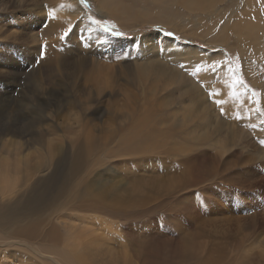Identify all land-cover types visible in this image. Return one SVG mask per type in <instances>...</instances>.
Segmentation results:
<instances>
[{
	"label": "rangeland",
	"instance_id": "rangeland-1",
	"mask_svg": "<svg viewBox=\"0 0 264 264\" xmlns=\"http://www.w3.org/2000/svg\"><path fill=\"white\" fill-rule=\"evenodd\" d=\"M103 1L119 13L117 18L105 15L96 0H0V191L2 179L21 191L39 177H50L43 184L50 191L76 154L82 164L79 176L85 179L80 196L87 201L95 197L94 204L103 208L85 212L76 207L53 215L50 222L43 219V207L35 216L47 230L60 224L63 214L91 217V228L103 236L100 243L88 246L89 264H208L199 259L215 255L219 242L229 255L236 254L223 242L234 241L235 219L249 234L252 218L256 232L243 246L250 245L252 253L261 255L256 264H264V115L256 111L259 107L264 112V60L246 58L235 40L221 43L203 37L189 13L164 24L156 21L161 14L145 0ZM74 3L80 7H75L77 13ZM90 17L114 24L124 36L104 33ZM197 67L199 73L192 75ZM229 68L239 71L233 74ZM155 74L153 92L146 80ZM237 79L244 84L230 87ZM253 91L259 96L253 97ZM147 98H166V109L178 110L183 103L196 107L193 115L208 114L212 119L197 117L189 124H204L207 133L190 136L194 148L182 155L170 154L168 148L114 155L120 133ZM56 151L65 157L58 165L53 160ZM97 159L101 164L92 166ZM46 165L44 172H35ZM26 172L30 179L20 185ZM15 201L24 203L17 194L10 208ZM6 203L7 196H2L0 205ZM16 211H21L19 206ZM188 220L191 227L186 231L194 243L186 240ZM214 223H225L219 240ZM74 224L90 226L77 220ZM69 236L57 245L39 240L28 246L0 232V251L8 245L17 253L9 264H64L57 252L71 242ZM188 246L197 253L182 261Z\"/></svg>",
	"mask_w": 264,
	"mask_h": 264
},
{
	"label": "bare ground",
	"instance_id": "bare-ground-1",
	"mask_svg": "<svg viewBox=\"0 0 264 264\" xmlns=\"http://www.w3.org/2000/svg\"><path fill=\"white\" fill-rule=\"evenodd\" d=\"M127 1L137 3L139 0H127ZM145 1H146L147 6L151 5L155 7L157 12L161 14V15H158V17H156V21L158 22L169 24L173 19L184 18L189 14L194 15L195 23L198 24L200 29H202L201 35L203 37H206L210 41H218L221 43L228 41V40H235V43L238 45L240 49L239 51L242 52V54L246 58H250V59L258 60V61L264 60V0H145ZM96 2H97V7L101 9L105 15L107 14V15H111L114 17L119 16L118 15L119 13L117 12L118 13L117 14L114 9H111L110 7H108V4H105L103 0H100V1L96 0ZM220 2L225 3V8L223 9L218 8V3ZM73 5H74V9L75 7L76 9L80 8L75 3ZM189 16H188V19H191ZM197 17L198 19H196ZM214 28H218V32L216 31L217 33H211ZM70 41L68 42L67 40L65 41V43L69 44ZM146 66H148V70L149 69L153 70L152 65L147 64ZM161 69H164V68H161ZM143 73L145 74V72ZM163 76H161V78H163ZM171 76H170V79H172ZM180 76H181V73H180ZM175 77L176 79H178L177 76ZM157 78L158 76L155 74V76H152L151 78H148L146 80L149 82L148 83L149 90H152L154 83H156V81L158 80ZM253 81H255V79ZM165 87L166 86H164L163 84L162 89L164 90L167 88ZM239 89L241 90L242 88H239ZM226 93H228L227 90H226ZM239 95L241 96V94ZM229 96L227 95V97ZM229 98H231V96ZM165 99L166 98H163V100L158 102L153 98H147L146 100L147 103L142 104L139 113L135 117H133V119L131 120V125L123 128L125 130L122 133H120L119 139H118L119 151H117V149L116 151H113L112 153H114V155L115 153H117L119 155H123V157L125 155L135 156L136 154L139 155L143 151H158V148H162V149L168 148L167 150H170V151L165 150L166 152L170 154H175V155H179L181 153L182 155V153L189 152L194 148L192 143L189 142L190 136L197 137V138L204 136V134H206L207 132L205 133L203 129L205 128L206 130L207 126L205 127L204 124L203 125L199 124V125H196L195 127L193 126L192 128L189 126V124L194 120V118H197V117H199L200 121L206 120V119L210 120L211 117L205 113H204L205 115H202V116L193 115L192 111H194L196 107L195 108H193L194 106L191 107L190 106L191 104L189 105L190 107H185L183 106L184 104L181 103L179 104L181 106H179L180 108L178 110L177 109H166V108H169L170 106L165 104L167 103V99L166 100ZM262 100L264 103V98ZM250 110L249 111L247 110V111L252 112ZM174 116H176V118L181 116V119H175ZM218 128L221 129V127H218ZM227 133L229 134L230 132H227ZM179 136L181 139H179ZM36 152L39 153V151H36ZM58 153L59 151H56L53 154V155H56L55 156L56 159H53L56 161V165H58L59 161H62L65 158V157L60 156L61 152L59 154ZM77 154L79 153L77 152ZM108 154L111 155V152H108ZM25 159L26 158L24 157V160ZM101 161H102L101 159H97L95 161H92L91 165L97 166L101 164ZM68 163H70V165ZM68 163L66 165L67 168H64L61 174L59 173L60 175L57 177L56 183L52 185V188H51L52 190L50 191L48 190L49 188H46L47 185L43 186V184H46V181H48L50 177H46V178L39 177L37 181L33 182L31 188L27 190L23 189L21 191L20 189L15 190V188H12L11 184L6 179H2L3 185H1L0 200H2V196H7L8 205L7 206L0 205V232L3 233L5 237H7L8 239H11L13 241L16 240L18 241L17 242L18 244L22 243L28 246H30L29 244H33L34 242H37V241L39 242V240L41 241L43 240V243L48 242L51 245H57L63 239H65L66 241V237L69 234L70 236L67 239L71 240V242L67 243V245L65 244V246L61 250L59 249L60 251L57 252V255L60 258L59 260H61L64 264H89L90 262H89V259L87 258L89 254L88 246H91V245L93 246L94 244L100 243L102 241L101 238L103 236L101 235V238L100 236L98 237L97 236L98 234L97 235L95 234L96 231H94V229L91 228V226L93 225L92 224L93 219L91 217L82 216L79 218V217H73L70 214H63L62 218L60 219L57 218L59 219L58 222H60V224L58 225L52 224L50 226L48 225L49 229L47 230V229H43L42 223L37 220L39 218L37 217V215L35 216V214L43 207L45 208V213H46V216L43 219L44 220L49 219L50 222H52V219L58 213L65 211V210H75L76 207H79V208L82 207V210L84 209L83 211L85 212L86 211L95 212V211H98L97 209L103 208V206L99 203L94 204L93 200L95 199V197L94 199L92 197L91 201H87L88 197L83 198L80 196V192H83L84 190L81 189V191L79 192V188L83 187L84 185L83 182H85V179H84V176H79L80 174L79 169L82 164H79V161L76 159V154L74 156H71L68 159ZM47 169L48 168L46 165V167L44 168L38 167L37 170H35V172L37 171L38 173H40L42 171L44 172ZM2 172L4 173V171ZM21 173H23V171ZM82 173L83 172H81V174ZM78 176L81 178H79ZM28 179H30V177L28 176V172H26V175L24 176L20 185H23ZM85 190L87 189L85 188ZM17 194L23 197L24 203L20 204V203H17L16 201L12 202V205L14 203L16 204L14 205L15 207L10 208L9 202H11L13 197L17 196ZM64 195L66 196V200L63 198ZM89 197L91 198V196ZM56 198H59L60 200L64 199L65 201L62 200L59 202L58 200V203L54 204L53 202L56 200ZM82 202H87L88 204H84ZM18 206L21 211H16ZM64 217L67 218L66 220L67 222L62 220L64 219ZM76 220L80 222V225L81 224L88 225V226L90 225L89 226L90 228L80 227L79 225L77 226V224H74ZM235 221L237 222L236 225H238V227H236V230H235L234 241L231 242L228 240V242L225 241L223 243L224 244L228 243L232 247H234V249H232V252L233 253L236 252V254L229 255L227 252L224 251L222 247L223 245H220V242H219L220 247L218 250L216 249L217 253L215 255H209L203 260L202 258H200L199 263H201V261L202 263L205 262L208 264H256V263H260L259 258H261V255L258 252L252 253V247L250 245L246 247L243 246V245H247L246 242H247V239H249L250 235L253 232L254 234L256 232V228L254 226L255 220L253 218L250 220L252 224L250 225L251 230L249 231L250 232L249 234H246L245 232L242 231L243 228L239 226L241 223L239 222L240 219L238 220L235 219ZM223 224L222 223L218 225L216 223L212 224L213 228L217 232L218 240L220 236L224 234V231H222L224 229V227L222 226ZM260 226L264 227V219L262 223L260 224ZM190 227H191L190 222L188 223V227H186L185 225L184 227V230L186 232L185 236H187L186 237L187 241L194 243L191 237L192 234H188L186 231V229L189 230ZM16 246H20V245H16ZM240 249L241 251H239ZM194 250L195 248L192 246L184 247V251L182 253V256H183L182 261H187L191 257L192 254L197 253V251H194ZM16 255L17 253H12V251H10V248L7 245L6 249L2 248V250L0 251V264H6V263L9 264V261L11 260V258H15ZM178 255H181V253ZM224 259H227L225 263L223 262Z\"/></svg>",
	"mask_w": 264,
	"mask_h": 264
},
{
	"label": "snow or ice",
	"instance_id": "snow-or-ice-1",
	"mask_svg": "<svg viewBox=\"0 0 264 264\" xmlns=\"http://www.w3.org/2000/svg\"><path fill=\"white\" fill-rule=\"evenodd\" d=\"M49 17H50V18H54V17L52 16V13H49ZM90 19L92 20V23H93L94 25H96L97 27H99L104 33H106V34H108V35H110V36H112V37H122V36H124V33H123V32H120V31H117V30H116V26H115L114 24H110L109 22H107V21H103V20H101V19H96L95 17H90ZM70 31H71V29H69V32H70ZM65 35H68V33H65ZM168 35H171V33H169ZM181 67H184V65L181 64ZM199 71H200V69H199V67H197V68H196V71L193 72L192 75H196L197 73H199ZM238 71H239L238 68H236V69L229 68V72H230V73H233V74H234L235 72H238ZM226 83H227V82H226ZM235 83H239V84L243 85V84H244V81H243V79H237L232 85H230V87H235ZM234 94H235V93H233V95H234ZM210 95H217V94H216V93H211ZM252 96H253V97H258V96H259V93L253 91V92H252ZM215 103H217V104L219 105V104H221L222 102L219 101V100H216ZM255 103H256V104H259V100L257 99V100L255 101ZM256 111H257V112H260L261 115H264V112H262L261 109H260L259 107L256 108ZM261 122L264 123V121H261ZM260 143H261L262 145H264V140L260 141Z\"/></svg>",
	"mask_w": 264,
	"mask_h": 264
}]
</instances>
